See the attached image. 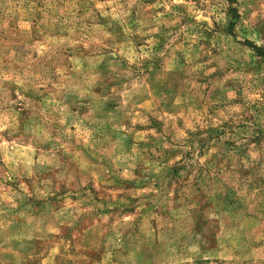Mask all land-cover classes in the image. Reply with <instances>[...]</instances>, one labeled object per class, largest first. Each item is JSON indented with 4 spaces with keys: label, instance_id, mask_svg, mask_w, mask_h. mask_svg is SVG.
<instances>
[{
    "label": "rangeland",
    "instance_id": "1",
    "mask_svg": "<svg viewBox=\"0 0 264 264\" xmlns=\"http://www.w3.org/2000/svg\"><path fill=\"white\" fill-rule=\"evenodd\" d=\"M0 264H264V0H0Z\"/></svg>",
    "mask_w": 264,
    "mask_h": 264
},
{
    "label": "trees",
    "instance_id": "2",
    "mask_svg": "<svg viewBox=\"0 0 264 264\" xmlns=\"http://www.w3.org/2000/svg\"><path fill=\"white\" fill-rule=\"evenodd\" d=\"M248 46H250L253 50H256V47H254L253 45H251L250 43H247Z\"/></svg>",
    "mask_w": 264,
    "mask_h": 264
}]
</instances>
